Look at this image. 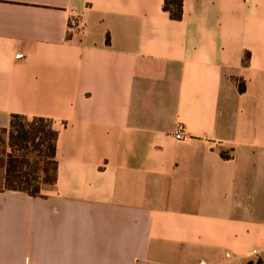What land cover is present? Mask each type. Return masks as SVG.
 Returning a JSON list of instances; mask_svg holds the SVG:
<instances>
[{
	"label": "crops",
	"instance_id": "obj_1",
	"mask_svg": "<svg viewBox=\"0 0 264 264\" xmlns=\"http://www.w3.org/2000/svg\"><path fill=\"white\" fill-rule=\"evenodd\" d=\"M163 7L0 0V128L58 131L56 183L0 191V264H264V0Z\"/></svg>",
	"mask_w": 264,
	"mask_h": 264
},
{
	"label": "trees",
	"instance_id": "obj_2",
	"mask_svg": "<svg viewBox=\"0 0 264 264\" xmlns=\"http://www.w3.org/2000/svg\"><path fill=\"white\" fill-rule=\"evenodd\" d=\"M163 8L171 19H182L183 0H164ZM0 133L8 136L12 147L0 159V191L39 196L44 187L56 183L58 131L54 129L52 120L14 114L9 127L0 128Z\"/></svg>",
	"mask_w": 264,
	"mask_h": 264
},
{
	"label": "built area",
	"instance_id": "obj_3",
	"mask_svg": "<svg viewBox=\"0 0 264 264\" xmlns=\"http://www.w3.org/2000/svg\"><path fill=\"white\" fill-rule=\"evenodd\" d=\"M71 27L72 28H78V23L77 21L73 20L71 22ZM22 56H18V58H21ZM174 137L177 140H185L187 138L186 136V128L183 124H179L175 130Z\"/></svg>",
	"mask_w": 264,
	"mask_h": 264
},
{
	"label": "rangeland",
	"instance_id": "obj_4",
	"mask_svg": "<svg viewBox=\"0 0 264 264\" xmlns=\"http://www.w3.org/2000/svg\"><path fill=\"white\" fill-rule=\"evenodd\" d=\"M54 127V126H53ZM18 150V147H15ZM12 150L10 146L8 136L6 134L0 133V159L4 156V153H8Z\"/></svg>",
	"mask_w": 264,
	"mask_h": 264
},
{
	"label": "water",
	"instance_id": "obj_5",
	"mask_svg": "<svg viewBox=\"0 0 264 264\" xmlns=\"http://www.w3.org/2000/svg\"><path fill=\"white\" fill-rule=\"evenodd\" d=\"M250 264H252V263H250ZM256 264H263L262 260H259Z\"/></svg>",
	"mask_w": 264,
	"mask_h": 264
}]
</instances>
